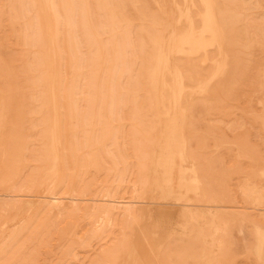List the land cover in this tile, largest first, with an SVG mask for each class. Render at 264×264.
I'll return each instance as SVG.
<instances>
[{"label": "rangeland", "instance_id": "rangeland-1", "mask_svg": "<svg viewBox=\"0 0 264 264\" xmlns=\"http://www.w3.org/2000/svg\"><path fill=\"white\" fill-rule=\"evenodd\" d=\"M41 1L0 0V264H264V0Z\"/></svg>", "mask_w": 264, "mask_h": 264}, {"label": "bare ground", "instance_id": "bare-ground-1", "mask_svg": "<svg viewBox=\"0 0 264 264\" xmlns=\"http://www.w3.org/2000/svg\"><path fill=\"white\" fill-rule=\"evenodd\" d=\"M28 1V0H27ZM58 1V0H57ZM41 2H43V4L42 5H44L43 6V9H45V10H43L44 12V14H45V17H44V21H43V24H44V26L46 27V31L47 32H51V29H52V21L49 19V14H48V12L46 11L47 10V4H46V2L43 0V1H41ZM59 2V1H58ZM30 4V3H29ZM28 4V5H29ZM57 4V3H56ZM25 5V4H24ZM52 5H54V4H52ZM63 6H64V4H63ZM100 6V5H99ZM98 6V7H99ZM45 7V8H44ZM58 7V6H57ZM76 7V6H75ZM215 7H217V6H215ZM77 8V7H76ZM103 9V8H102ZM220 9V8H219ZM50 10V9H49ZM54 10V9H53ZM77 10V9H76ZM162 10V9H161ZM56 11V10H55ZM61 11V10H60ZM24 12V11H23ZM53 12V11H52ZM217 12V11H216ZM42 13V14H43ZM65 13V12H64ZM103 13V12H102ZM163 13V12H162ZM203 13V12H202ZM219 13V12H218ZM19 14H20V12H19ZM75 14V13H74ZM78 13H76V15H77ZM66 15V14H65ZM83 15V14H82ZM102 15H104V14H102ZM59 16H61L60 14H59ZM67 16V15H66ZM73 16V15H72ZM71 16V17H72ZM101 16V15H100ZM145 16V15H144ZM220 16V15H219ZM75 17H77V16H75ZM79 17V16H78ZM102 17V16H101ZM145 17H147V16H145ZM56 18H57V15H56ZM68 18H69V16H68ZM220 18H222V17H220ZM61 19H63V18H61ZM73 19V18H72ZM76 19V18H75ZM74 19V20H75ZM150 19V18H149ZM59 20V19H58ZM65 20V19H64ZM219 20V19H218ZM77 21V20H76ZM224 21V20H223ZM220 22V21H219ZM35 23V22H34ZM56 23V22H55ZM63 23V22H62ZM86 23V22H85ZM217 23H218V21H217ZM77 24V23H76ZM151 24H153L152 23V21H151ZM158 24V23H157ZM160 24V23H159ZM59 25V24H58ZM219 25V24H218ZM222 26L224 25V24H221ZM106 26V25H105ZM155 26V25H154ZM195 26V25H194ZM56 27H59V26H56ZM63 27V26H62ZM101 27V26H100ZM104 27V26H103ZM70 28V27H69ZM63 29V28H62ZM61 29V30H62ZM76 29V28H75ZM35 30H36V28H35ZM66 30V29H65ZM149 30V29H148ZM147 30V31H148ZM67 31H69V30H67ZM79 31V30H78ZM220 31H221V29H220ZM34 33V32H33ZM72 33V32H71ZM76 33H77V30H76ZM75 33V34H76ZM79 33V32H78ZM141 33H143V32H141ZM51 34V33H50ZM80 34V33H79ZM148 34H151V32L150 33H148ZM81 35V34H80ZM79 35V36H80ZM156 35V34H155ZM36 36V35H35ZM58 36V35H57ZM63 36V35H62ZM77 36V35H76ZM93 36V35H92ZM70 37V36H69ZM99 37V36H98ZM101 37V36H100ZM146 37V36H145ZM176 37V36H175ZM36 38H38V37H36ZM52 38V37H51ZM63 38V37H62ZM66 38V37H65ZM76 38V37H75ZM152 38H153V35H152ZM49 39H50V36H49ZM88 39V38H87ZM178 39V38H177ZM77 40L79 41V38L77 37ZM89 40V39H88ZM27 41H28V39H27ZM63 41V40H62ZM61 41V42H62ZM91 41V40H90ZM33 42H34V39H33ZM38 42V41H37ZM50 42H51V40H50ZM71 42V41H70ZM77 42V41H76ZM56 43V42H55ZM28 44V43H27ZM33 44V43H32ZM90 43H88V45H89ZM63 47V46H62ZM143 49V48H142ZM52 50V49H51ZM50 50V51H51ZM78 50H79V48H78ZM95 50V49H94ZM58 52V51H57ZM52 53V52H51ZM51 53H50V55H51ZM119 54H120V52H119ZM122 54V53H121ZM120 54V55H121ZM165 54V53H164ZM60 55V54H59ZM93 56H94V54H93ZM80 57V56H79ZM150 57V56H149ZM152 57V56H151ZM164 57V56H163ZM152 59V58H151ZM38 60V59H37ZM50 60V59H49ZM156 60V59H155ZM163 60H166L165 59V57L163 58ZM117 61V60H116ZM50 62H52V61H50ZM83 62V61H82ZM118 62H120V61H118ZM149 62V61H148ZM153 62H154V58H153ZM120 64L121 63H119V66H120ZM51 65V64H50ZM107 65V64H106ZM110 65V64H109ZM182 65H184V64H182ZM181 65V66H182ZM53 66V64L51 65V67ZM85 66V65H84ZM118 66V65H117ZM118 66V68H120ZM122 66V65H121ZM50 67V68H51ZM86 67V66H85ZM91 67V66H90ZM169 67V64L166 62V61H163L162 62V64H161V69H160V75H159V77H158V79L156 80V84H157V88H158V93L160 94V92H161V90H162V87H166V88H168L169 87V89L171 88H173V89H175L176 87H178V85L180 84V75L176 72V71H173V72H171L170 73V75H169V78H170V80H169V85H168V82L166 81L167 79H164V76H163V72L164 71H168V68ZM179 67V66H178ZM52 68H54V67H52ZM73 68H74V66H73ZM118 68L117 69H114L115 71L116 70H118ZM122 68V67H121ZM181 68H179V70H180ZM187 69V68H186ZM148 70V69H147ZM164 70V71H163ZM184 70V69H183ZM26 71V70H25ZM119 71V70H118ZM117 71V72H118ZM149 72H150V70H148ZM186 71V70H185ZM104 72H105V70H104ZM108 72V71H107ZM106 72V73H107ZM121 72V71H120ZM182 72V71H181ZM115 72H113V74H114ZM185 73H187V72H185ZM91 74V73H90ZM102 75H105V74H102ZM107 75H108V73H107ZM45 76V75H44ZM90 76V75H89ZM92 76V75H91ZM186 76V75H185ZM104 77V76H103ZM102 77V78H103ZM110 77H111V75H110ZM146 77H147V75H146ZM61 78V77H60ZM113 78V77H112ZM189 78V77H188ZM52 79V78H51ZM185 79V78H184ZM40 80H42V79H40ZM187 80V79H186ZM90 81V80H89ZM112 81V80H111ZM152 81V80H151ZM60 82H61V80H60ZM38 83V82H37ZM41 83V82H40ZM104 83V82H103ZM112 83H113V81H112ZM112 83H111V85H112ZM61 84V83H60ZM100 84V83H99ZM183 84H184V82H183ZM40 85V84H39ZM38 85V86H39ZM114 86H116L115 84H113ZM112 85V86H113ZM113 86V87H114ZM183 86V85H182ZM185 86V85H184ZM97 88L95 87V90H96ZM100 89V88H99ZM102 89V88H101ZM117 89V88H116ZM173 89H172V91H173ZM186 89V88H185ZM71 90H69V92H70ZM112 91H114V90H112ZM117 91V90H116ZM115 92V91H114ZM114 92H112V93H114ZM62 93V92H61ZM76 93V92H75ZM89 94V93H88ZM96 94V93H95ZM115 95V94H114ZM113 95V99H114V96ZM174 95H177V94H174L173 93V96H172V98H173V100L175 101V100H177V96H174ZM69 96H70V94H69ZM112 96V95H111ZM88 97V96H87ZM93 97V96H92ZM165 97V96H164ZM64 98V97H63ZM159 98V97H158ZM70 99V98H69ZM92 99V98H91ZM103 99V98H102ZM105 99V98H104ZM60 100H61V98H60ZM90 100V99H89ZM115 100H116V98H115ZM97 101V100H96ZM111 101H112V98H111ZM114 101V100H113ZM28 102V101H27ZM46 103V102H45ZM102 103V102H101ZM171 103V102H170ZM113 104V103H112ZM115 105V103L113 104V106ZM159 105V104H158ZM157 105V106H158ZM71 106V105H70ZM110 106V105H109ZM71 108V107H70ZM114 108V107H113ZM77 109V108H76ZM91 109V108H90ZM110 109L111 108H109V112H110ZM23 111H25V110H23ZM23 111H21L22 112V114H24L23 113ZM77 111V110H76ZM71 112V111H70ZM89 112V111H88ZM112 112V111H111ZM31 114H32V112H30ZM72 113V112H71ZM77 113V112H76ZM81 114V113H80ZM89 114V113H88ZM100 113H98V115H99ZM26 115H27V113H26ZM25 115V116H26ZM48 115V114H47ZM72 114H70V116H71ZM101 115V114H100ZM110 115V114H109ZM113 115V114H112ZM22 117H23V115H21ZM45 116V115H44ZM76 116H78L77 114H76ZM92 116H94V115H92ZM80 117V116H79ZM85 117V116H84ZM103 117V116H102ZM104 117H106V116H104ZM44 118V117H43ZM65 118V117H64ZM72 118V117H71ZM81 118V117H80ZM79 118V119H80ZM86 118V119H85ZM84 118V120H85V122L87 123V117H85ZM100 118V120H101V116L99 117ZM78 119V120H79ZM83 119V118H82ZM96 119H98V118H96ZM109 119V118H108ZM113 119H114V116H113ZM89 120V119H88ZM82 121V120H81ZM56 122V121H55ZM85 122H84V124H85ZM89 123V122H88ZM89 124H91V123H89ZM85 126H86V124H85ZM90 126V125H89ZM64 128V127H63ZM85 129V128H84ZM64 130V129H63ZM65 131V130H64ZM167 131V128L165 129V132ZM46 135V134H45ZM55 135H56V133H55ZM53 136V135H52ZM57 136V135H56ZM165 137V136H164ZM14 138V137H13ZM12 138V139H13ZM57 139V138H56ZM86 139V143L85 144H87V138H85ZM58 141V140H57ZM54 142V141H53ZM57 143V142H56ZM71 143V142H70ZM55 144V143H54ZM58 144V143H57ZM56 144V145H57ZM72 144V143H71ZM71 144H70V146H71ZM53 147V146H52ZM15 148H18V147H15ZM54 148V147H53ZM58 148V147H57ZM59 148H61L60 146H59ZM15 151H19V149H17V150H15ZM15 151L13 152V153H15ZM52 151H53V149H52ZM61 151V150H60ZM20 153V152H19ZM60 153V152H59ZM18 154V153H17ZM16 153H15V155H17ZM60 155V154H59ZM18 156V155H17ZM16 156V157H17ZM61 156V155H60ZM60 158V157H59ZM18 159H19V157H18ZM18 159H17V161H18ZM16 162V161H15ZM13 163H14V161H13ZM62 165V164H61ZM64 165V164H63ZM11 168V167H10ZM65 170V169H64ZM197 175V174H196ZM64 178H65V176H64ZM58 179V178H57ZM62 180H64V179H62ZM198 181V180H197ZM196 183V182H195ZM197 183H199V182H197ZM58 184V183H57ZM198 185V184H197ZM198 187V186H197ZM199 190V189H198ZM109 198V197H108ZM112 199V198H111ZM111 201H113V200H111ZM105 207V206H104ZM125 210V209H124ZM134 215V214H133ZM132 215V216H133ZM101 219V218H100ZM99 219V220H100ZM103 220V219H102ZM181 220H182V218H181ZM242 228V227H241ZM239 229H240V227H239ZM241 231V230H240ZM104 232V231H103ZM258 233V232H257ZM260 233H262V232H260ZM258 235V234H257ZM9 236H10V234H9ZM12 236V235H11ZM19 236V235H18ZM1 237V236H0ZM259 238H260V236H259ZM11 239V238H10ZM17 239H18V237H17ZM15 240V239H14ZM6 242V241H5ZM14 243V242H13ZM15 243H17V240L15 241ZM4 245V244H3ZM2 246V245H1ZM264 246V233L261 235V242H260V246H259V248H261V247H263ZM10 248V247H9ZM263 249H264V247H263ZM261 250V249H260ZM259 250V251H260ZM262 252V251H261ZM264 252V251H263ZM262 256L264 255V253L263 254H261Z\"/></svg>", "mask_w": 264, "mask_h": 264}]
</instances>
